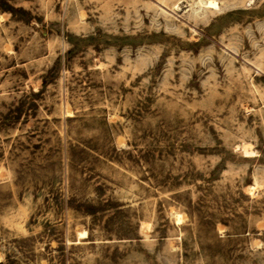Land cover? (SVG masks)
Instances as JSON below:
<instances>
[{"label": "rangeland", "instance_id": "rangeland-1", "mask_svg": "<svg viewBox=\"0 0 264 264\" xmlns=\"http://www.w3.org/2000/svg\"><path fill=\"white\" fill-rule=\"evenodd\" d=\"M205 1L0 0L1 264H264V0Z\"/></svg>", "mask_w": 264, "mask_h": 264}, {"label": "bare ground", "instance_id": "bare-ground-1", "mask_svg": "<svg viewBox=\"0 0 264 264\" xmlns=\"http://www.w3.org/2000/svg\"><path fill=\"white\" fill-rule=\"evenodd\" d=\"M205 4L208 6V7H212V6H215L216 5V3H215V1L214 0H206L205 1ZM176 219L178 220L179 219V216H176ZM84 232L83 231H81L80 233H79V235H81V234H83ZM84 235V234H83Z\"/></svg>", "mask_w": 264, "mask_h": 264}, {"label": "trees", "instance_id": "trees-1", "mask_svg": "<svg viewBox=\"0 0 264 264\" xmlns=\"http://www.w3.org/2000/svg\"><path fill=\"white\" fill-rule=\"evenodd\" d=\"M0 264H1V262H0Z\"/></svg>", "mask_w": 264, "mask_h": 264}]
</instances>
